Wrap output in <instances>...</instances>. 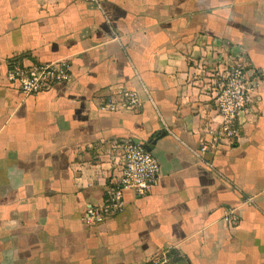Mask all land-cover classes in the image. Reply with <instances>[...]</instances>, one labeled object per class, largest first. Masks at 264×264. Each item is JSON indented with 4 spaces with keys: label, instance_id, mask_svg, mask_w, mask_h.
<instances>
[{
    "label": "crops",
    "instance_id": "1",
    "mask_svg": "<svg viewBox=\"0 0 264 264\" xmlns=\"http://www.w3.org/2000/svg\"><path fill=\"white\" fill-rule=\"evenodd\" d=\"M214 46L243 50L257 83L239 136L201 154L221 118L195 63ZM59 59L72 78L44 92L7 78L14 62ZM120 88L141 105L101 110ZM121 138L153 153L158 182L85 224L119 176ZM230 210L235 224L222 220ZM163 253L165 264H264V0H0V264H157Z\"/></svg>",
    "mask_w": 264,
    "mask_h": 264
},
{
    "label": "built area",
    "instance_id": "2",
    "mask_svg": "<svg viewBox=\"0 0 264 264\" xmlns=\"http://www.w3.org/2000/svg\"><path fill=\"white\" fill-rule=\"evenodd\" d=\"M96 6L100 0H86ZM208 49L210 53L202 55L197 63L196 83L200 93L213 103L221 120L216 128L209 130L208 139H202L198 150L204 154L207 150H217L220 143L231 142L239 136L240 114L247 111L250 104V90L256 85V77L249 75L251 70L243 50L226 48L222 55L216 48H224L223 41ZM216 47V48H215ZM223 50V49H221ZM7 78L16 83L23 95L44 92L58 83L69 82L72 78L70 65L66 60H54L45 63L14 62L7 70ZM141 98L134 89L120 88L99 102L103 111L114 112L125 109L135 111L141 105ZM118 152L115 162L119 168L118 178L108 187L105 198L100 204L85 207L81 219L85 224L105 222L124 208V191L132 190L137 195H146L158 182L160 166L158 159L138 140L121 138L116 141ZM212 165L210 160L206 162ZM227 224L238 222L233 210L222 216ZM167 262L161 254L157 264Z\"/></svg>",
    "mask_w": 264,
    "mask_h": 264
}]
</instances>
